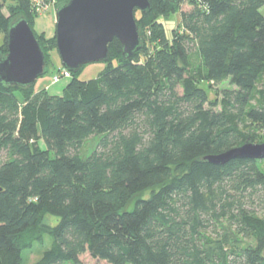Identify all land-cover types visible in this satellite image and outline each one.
Returning <instances> with one entry per match:
<instances>
[{
	"label": "trees",
	"instance_id": "1",
	"mask_svg": "<svg viewBox=\"0 0 264 264\" xmlns=\"http://www.w3.org/2000/svg\"><path fill=\"white\" fill-rule=\"evenodd\" d=\"M7 1L0 56L24 17L50 65L36 5L70 0H17L10 16ZM150 3L137 23L154 46L124 59L115 39L97 79L83 66L62 96L0 83V264L37 247L33 264H264V160H205L264 144V0Z\"/></svg>",
	"mask_w": 264,
	"mask_h": 264
},
{
	"label": "water",
	"instance_id": "2",
	"mask_svg": "<svg viewBox=\"0 0 264 264\" xmlns=\"http://www.w3.org/2000/svg\"><path fill=\"white\" fill-rule=\"evenodd\" d=\"M178 3L179 0H168ZM150 0H70L56 9V45L64 69L76 73L83 66L110 59L109 45L117 39L123 58L142 49L136 14L150 12ZM8 54L0 56V83L30 88L46 73V56L35 31L20 17L8 31ZM264 160V144H245L205 158L214 165L233 160Z\"/></svg>",
	"mask_w": 264,
	"mask_h": 264
},
{
	"label": "rangeland",
	"instance_id": "3",
	"mask_svg": "<svg viewBox=\"0 0 264 264\" xmlns=\"http://www.w3.org/2000/svg\"><path fill=\"white\" fill-rule=\"evenodd\" d=\"M17 0H8L5 3L4 6V13L6 16H10V7L11 5L15 4ZM50 8L44 12L40 17L36 19L34 22V28L36 32L42 33L45 32L47 36L46 39H52L56 37V24H55V17H56V10L59 4H57L56 1H52ZM182 9L184 10H189L190 6L188 2H184ZM262 13L264 14V8L262 9ZM141 17V12L136 14L137 21ZM17 20V19H16ZM14 20V22L16 21ZM163 23L165 25L166 29V34L169 39L172 38L173 36V31L175 29L180 30L179 24L181 23V12H178L176 14H173L169 16L166 19H162ZM139 33L141 35V41L142 44L144 45V42L146 41L148 45L152 48L154 46L153 43H151L148 39L149 35L145 37V34H143V29L139 27ZM45 39V40H46ZM4 42V35L0 34V46ZM54 45H50L48 49L53 50ZM51 59L52 63L50 65H47L46 70L47 72L45 75L40 77L37 82L34 85V90L36 92L42 91V90H47L51 95H63L64 94V89L67 86V84L70 82V80L63 79L59 83H54L53 78L56 75H59L60 72L64 69L61 58L58 54V52L55 50L51 53ZM49 64V63H48ZM106 69V64L105 63H92L89 65L84 66L82 72L79 74V80L81 81H90L97 79L102 72ZM61 70V71H60ZM203 87L208 89L207 85L203 84ZM223 85H220L218 87H215V89H221ZM211 99H214L216 94L212 91H209ZM220 98V97H219ZM98 139L97 138H91L89 139L84 146L82 147L81 152L85 155H89L96 147ZM42 147H44L43 144H41ZM47 223L52 224L54 223L53 218H48L46 220ZM49 239V238H48ZM50 241V240H49ZM49 242L47 241V244ZM50 245V244H49ZM43 250L39 247L35 248L32 252H27L24 255V264H33L36 261H38L42 255ZM82 264H95V261L89 256V255H84L81 258Z\"/></svg>",
	"mask_w": 264,
	"mask_h": 264
},
{
	"label": "built area",
	"instance_id": "4",
	"mask_svg": "<svg viewBox=\"0 0 264 264\" xmlns=\"http://www.w3.org/2000/svg\"><path fill=\"white\" fill-rule=\"evenodd\" d=\"M36 6H37L36 11L40 15H42L44 12H46L50 8L51 4H49V3L46 4V3H42L40 1H38ZM63 79L71 80L72 79V72H70L66 69H63L59 75L54 76L53 82L56 84V83H59Z\"/></svg>",
	"mask_w": 264,
	"mask_h": 264
},
{
	"label": "crops",
	"instance_id": "5",
	"mask_svg": "<svg viewBox=\"0 0 264 264\" xmlns=\"http://www.w3.org/2000/svg\"><path fill=\"white\" fill-rule=\"evenodd\" d=\"M56 10V9H55ZM56 22V21H55ZM56 24V23H55ZM39 34H45L46 35V33L45 32H42V33H39ZM47 36V35H46ZM47 37H49V36H47ZM46 90V89H45ZM47 91V90H46ZM48 92V91H47ZM49 93V92H48ZM50 94V93H49Z\"/></svg>",
	"mask_w": 264,
	"mask_h": 264
}]
</instances>
